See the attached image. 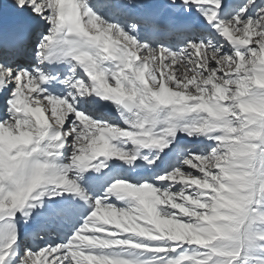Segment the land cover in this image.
Wrapping results in <instances>:
<instances>
[{
	"label": "snow or ice",
	"instance_id": "1",
	"mask_svg": "<svg viewBox=\"0 0 264 264\" xmlns=\"http://www.w3.org/2000/svg\"><path fill=\"white\" fill-rule=\"evenodd\" d=\"M0 264H264V0H0Z\"/></svg>",
	"mask_w": 264,
	"mask_h": 264
}]
</instances>
